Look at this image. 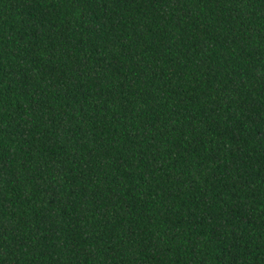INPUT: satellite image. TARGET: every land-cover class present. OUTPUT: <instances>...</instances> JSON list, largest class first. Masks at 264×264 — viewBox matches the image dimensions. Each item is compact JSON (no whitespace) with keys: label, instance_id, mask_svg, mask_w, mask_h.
Returning <instances> with one entry per match:
<instances>
[{"label":"trees","instance_id":"obj_1","mask_svg":"<svg viewBox=\"0 0 264 264\" xmlns=\"http://www.w3.org/2000/svg\"><path fill=\"white\" fill-rule=\"evenodd\" d=\"M0 264H264V0H0Z\"/></svg>","mask_w":264,"mask_h":264}]
</instances>
